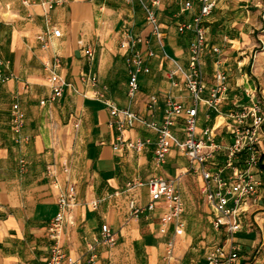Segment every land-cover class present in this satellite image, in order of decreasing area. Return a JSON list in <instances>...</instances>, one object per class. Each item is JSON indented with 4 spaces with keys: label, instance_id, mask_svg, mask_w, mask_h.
<instances>
[{
    "label": "crops",
    "instance_id": "1",
    "mask_svg": "<svg viewBox=\"0 0 264 264\" xmlns=\"http://www.w3.org/2000/svg\"><path fill=\"white\" fill-rule=\"evenodd\" d=\"M149 2V0H143ZM192 11L183 12L185 2ZM42 0H0V264H45L51 242L48 225L58 211L57 200L75 186L77 206L67 216L61 245L80 264H163L172 231L161 235L160 204L153 212L132 216L129 204L145 207L146 183L152 178L176 182L184 204V235L175 240L177 264H206L207 251L226 241L212 227L213 215L203 201L202 181L187 174V158L173 149L166 161L155 162L156 134L140 123L122 132L124 141L144 142L141 151L113 149L120 137L109 108L94 99L96 91L119 109H128L147 123H162L167 100L192 107L181 76L172 80L174 63L187 64L189 34L176 25L198 11L196 0H161L157 17L162 46L151 36L138 0H61L46 11ZM206 19L207 47L202 55L205 92L198 107L197 135L206 144L229 147L232 127L228 114L264 96V0H215ZM52 27L60 31L43 50L36 36ZM126 34L149 40L153 56L145 55L148 73L140 76L139 91L127 97L126 52L120 48ZM91 48L89 61L84 50ZM143 49V48H142ZM58 57L56 73L71 84L63 96L51 101L48 69ZM217 72L226 78L227 92L216 109L211 100ZM94 77L97 86L82 81ZM150 96L158 102L147 109ZM44 102V104H41ZM25 115L16 144L11 128L12 107ZM179 120L175 135L183 138ZM208 131L206 135L204 132ZM27 168L20 172V160ZM221 170L226 152L217 151L211 162ZM240 169L247 170L245 156ZM264 166L249 168L259 183V202L242 218L234 235L238 259L234 264H264ZM48 172L51 175H48ZM231 170H225L228 176ZM97 203L93 206V203ZM108 226L116 234L112 246H99L93 262L87 246ZM212 227V228H211ZM212 244L210 247L206 245Z\"/></svg>",
    "mask_w": 264,
    "mask_h": 264
},
{
    "label": "built area",
    "instance_id": "2",
    "mask_svg": "<svg viewBox=\"0 0 264 264\" xmlns=\"http://www.w3.org/2000/svg\"><path fill=\"white\" fill-rule=\"evenodd\" d=\"M145 13V23L150 29V34L162 46L163 36L161 33L157 10L161 0H149L144 2L138 0ZM61 4V0H42L41 6L44 10L50 11L54 6ZM198 6L197 13L188 21L179 22L176 31L179 35L189 34L191 39L188 45L187 64L185 67L174 63V68L168 72V78L173 79L177 75L181 76L184 86L192 99V107L186 108L183 104L173 100H167L165 106V116L162 123H147L134 112L128 109H119L112 106L105 100L104 95L98 91L94 94V99L102 102L109 108L110 117L113 121L109 124L115 127L120 135L113 149L141 151L144 142L124 141L122 132L127 128H132L136 123H140L152 130L156 134L155 141V162L163 164L173 149H177L188 160L189 168L187 174L197 176L202 181L201 194L203 201L209 207L213 215L212 227L216 232H223L226 241L211 247L206 255V264H234L238 259V246L234 240V235L242 229V218L253 206L259 202V183L249 168H257L264 162V96L254 99L247 106L231 111L228 118L232 127V144L229 147L209 143L206 145L197 135L198 107L202 104V95L205 92L204 63L202 55L207 47L206 29L204 27L206 19L212 14L215 8V0H196ZM193 2H185L183 12L192 11ZM60 31L52 27L36 36V41L41 49H49L51 38H59ZM120 48L125 50V66L127 74V97L133 98L139 91V79L143 74L148 73V66L145 64V55L153 56L149 48V40L141 36L126 34L125 39L120 44ZM143 48V49H142ZM145 53V55H144ZM84 56L92 61L94 52L91 48L84 50ZM59 67V59L55 57L53 64L49 67L48 83L51 89V101L60 99L65 89H72L71 84L56 73ZM0 81L4 79L0 77ZM82 81L90 83L92 87L97 86L94 77L82 75ZM226 78L222 72H217L215 85L210 91L211 100L205 102L209 108L216 109L222 102V95L227 92ZM158 99L150 96L147 100V109L151 110L156 106ZM44 104V102H41ZM179 120L183 138L179 139L175 135V130ZM25 115L20 107L15 104L11 112V128L15 134V143H25L29 139L21 137L20 133L24 127ZM208 131L204 132L206 135ZM226 152V163L221 170L214 169L210 163L217 151ZM245 156V165L248 166L244 172L240 169L241 157ZM20 172L24 173L27 168L26 160L19 161ZM225 170H231V174L224 176ZM48 175H51L48 172ZM176 180L164 178H152L147 183L150 200L148 204L139 208L134 202H130L129 208L132 216L137 217L143 212H153L162 204L164 213L160 218L159 230L161 235H167L170 230L172 237L167 241L165 252L162 258L163 264H177L175 251V240L184 235V223L182 216L184 204L180 192L176 187ZM77 194L75 186L69 185L61 193L57 200L58 211L50 220L47 231L51 242L48 258L45 264H80L81 258H73L66 253L61 245L64 234V227L67 216L77 206ZM96 206L97 203H93ZM116 241V234L106 225L101 227V235L92 244L87 246V255L91 262L95 259V251L99 246H112Z\"/></svg>",
    "mask_w": 264,
    "mask_h": 264
},
{
    "label": "rangeland",
    "instance_id": "3",
    "mask_svg": "<svg viewBox=\"0 0 264 264\" xmlns=\"http://www.w3.org/2000/svg\"><path fill=\"white\" fill-rule=\"evenodd\" d=\"M211 228H212V227H211ZM210 246H212V244L206 245L205 247H210Z\"/></svg>",
    "mask_w": 264,
    "mask_h": 264
},
{
    "label": "trees",
    "instance_id": "4",
    "mask_svg": "<svg viewBox=\"0 0 264 264\" xmlns=\"http://www.w3.org/2000/svg\"><path fill=\"white\" fill-rule=\"evenodd\" d=\"M260 168L264 170V166H262V167H260Z\"/></svg>",
    "mask_w": 264,
    "mask_h": 264
}]
</instances>
